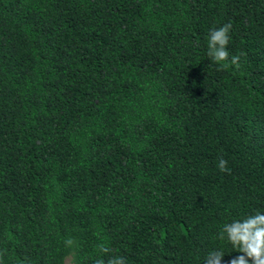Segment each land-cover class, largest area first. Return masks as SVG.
Listing matches in <instances>:
<instances>
[{
  "label": "trees",
  "instance_id": "1",
  "mask_svg": "<svg viewBox=\"0 0 264 264\" xmlns=\"http://www.w3.org/2000/svg\"><path fill=\"white\" fill-rule=\"evenodd\" d=\"M256 211L264 0H0V264H230Z\"/></svg>",
  "mask_w": 264,
  "mask_h": 264
},
{
  "label": "clouds",
  "instance_id": "2",
  "mask_svg": "<svg viewBox=\"0 0 264 264\" xmlns=\"http://www.w3.org/2000/svg\"><path fill=\"white\" fill-rule=\"evenodd\" d=\"M231 23H226L219 28L212 29L208 35V58L217 64L227 61L230 65L239 67V61L243 53L231 55L228 51L229 32ZM228 162L222 157L218 161L217 167L221 172H228ZM227 238L231 246L236 251L243 253L230 264H264V212L256 211L254 215L247 216L243 220H233L226 223L219 231L218 238ZM66 246L72 247L74 240L67 239ZM99 251L104 254L111 253V249L104 245L99 246ZM225 252L222 250L209 251L203 259V264H222ZM94 264H126L123 256L109 255L108 259H96Z\"/></svg>",
  "mask_w": 264,
  "mask_h": 264
},
{
  "label": "rangeland",
  "instance_id": "3",
  "mask_svg": "<svg viewBox=\"0 0 264 264\" xmlns=\"http://www.w3.org/2000/svg\"><path fill=\"white\" fill-rule=\"evenodd\" d=\"M65 264H70V260L67 259V260L65 261Z\"/></svg>",
  "mask_w": 264,
  "mask_h": 264
}]
</instances>
